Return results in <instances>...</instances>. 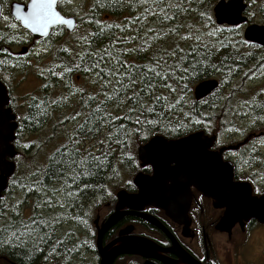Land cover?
<instances>
[{"label":"trees","instance_id":"obj_1","mask_svg":"<svg viewBox=\"0 0 264 264\" xmlns=\"http://www.w3.org/2000/svg\"><path fill=\"white\" fill-rule=\"evenodd\" d=\"M218 1L81 0L79 15H75L60 0L59 9L66 16H74L80 33L77 35L76 31L69 36L67 51L58 47L60 62L70 69L60 72L59 82L67 85L72 81L77 84L79 80L90 89L86 91L81 86L72 93L77 101H83L79 105L85 117L81 123H75L71 134L64 136L63 144H70L73 138L77 142L93 140L97 145L103 144L97 154H88L97 159L87 174L74 173L67 167L53 174L49 157L55 154L54 150L47 157L48 165L41 176L44 181L40 183L46 187L41 191H45V195L53 188L59 192L66 189L74 199L82 203L89 201L94 196L93 190L113 178L118 161L123 166L132 163L126 157L131 138L142 144L157 135L172 140L203 131L217 139L212 135V123L215 121L221 126L227 120L224 117L233 110L241 95L236 90L240 83L234 87L235 84L244 81V72L257 69L264 55L260 47L243 40V26L215 24L212 9ZM259 9L264 17V5ZM248 12L247 7L245 14ZM58 36L60 41L61 33ZM208 79H216L218 88L206 98L195 101L194 86ZM157 97L162 99L157 100ZM58 109L61 110L60 105ZM252 112L264 114V104L252 106ZM137 118L141 120L139 125L135 123ZM149 120L152 123H146ZM75 147L81 156L87 153L78 143ZM133 156L136 161V154ZM260 193L263 192H256ZM34 196L35 201L38 198ZM78 203L73 199L67 203L73 217L87 213ZM35 207L34 204L31 209ZM79 211L82 212L79 214ZM38 218L34 212L31 223L27 224L37 227L33 222H39ZM51 221L40 222L39 235L34 234V238L24 235L17 239L7 234L3 240L8 241L5 248L16 259L26 261L36 260L41 253L54 252L52 246L63 240ZM9 231L15 232V229ZM70 245L73 244L70 242Z\"/></svg>","mask_w":264,"mask_h":264},{"label":"flooded vegetation","instance_id":"obj_2","mask_svg":"<svg viewBox=\"0 0 264 264\" xmlns=\"http://www.w3.org/2000/svg\"><path fill=\"white\" fill-rule=\"evenodd\" d=\"M28 1L0 0V84L4 88L7 97V104L4 109L9 111L8 116L13 117L8 121V124L14 125L13 140L10 142L14 155L11 158L5 157L4 159L5 162L14 164V172L8 177L6 189L1 193L0 212H2L1 201L7 196L13 181L17 159L23 152L19 139L32 134L45 133L47 129L52 131V124L58 119L59 101L58 97H54L58 92V71L64 73L67 69L59 61L57 55L58 35L61 33V38L68 37L69 39L71 34L80 30L76 20V28L71 33L66 32L64 27L59 26L51 28L45 38L35 39L28 30L23 28L10 15V5L12 3L26 5ZM59 2L60 0L57 3V9L64 15L59 9ZM4 18H6L5 22H3ZM38 67H42L41 71L35 72V76H32L34 70ZM27 80L38 82L37 87L39 86V90L25 91L23 97L14 98L13 93L17 90L20 91ZM76 80H78V77ZM81 86L87 87L84 84ZM79 106L82 108L81 105ZM37 121L39 123H36ZM216 141L217 139H215L214 146ZM243 142V145H240L235 151H224L221 157L223 161L232 164L233 181L250 184L252 194L260 196L254 190L255 181L251 176L242 177L240 173L239 165L248 168L246 162H240L241 159L245 160V156H243L245 152H241V147H245L247 142L246 140ZM241 143L222 145L215 149L213 146L212 150L218 151L223 147L235 146ZM237 154H240L241 159L235 161L236 158L233 156ZM46 161L47 158L44 161V167L48 165ZM127 166L135 168V174L127 185L125 184L124 187L119 188L112 198H109V202L103 185L92 191L94 196L89 201L95 200V209L91 208V210L94 209V218L90 221V211L87 208L86 225L82 227L84 240L72 238L66 235L67 233L60 232V228L59 233L63 241L60 242L61 244L56 242L52 246L54 252L41 253L36 260L26 261L16 259L13 253L5 248L3 240L8 232H4L0 234V264H90L92 262L99 264L100 257L97 252L98 230L114 214L118 204L117 194L120 191H124L129 195L136 194L138 191L133 184L135 175L141 173L150 176L152 174L150 166H141L137 157V150L136 166L132 163ZM22 181V185L28 188L26 183L29 184V182ZM42 199V207L38 209L41 211L37 212L36 209L40 205L36 204L37 207L30 211L27 218H25L24 210L21 211L19 217H13L8 211H3V223H11L12 218L23 220L24 223H31L34 212L39 217V222H42L47 214L45 201L48 198L44 195ZM98 200L105 202V204H97ZM10 205L14 207L12 203ZM120 213L119 219L102 234L101 247H115L117 242L122 240L126 244H132L131 248L133 249V245H136L139 239L147 241L148 245L147 249L141 250L139 254L116 256L112 264H255L254 261L247 262L243 259L242 236L251 230H264V225L250 220L244 225L243 229L235 225L229 232L219 231L216 225L223 214V210L217 209L214 201L206 198L194 188H190L187 207L185 209L180 208L174 215L153 205L138 207L134 204L122 205L118 209V214ZM66 231H69V228ZM70 242L73 245L68 246ZM64 247H66V251H63ZM77 259L78 263H75ZM256 259L257 263L263 264L264 250L257 253ZM37 260L41 262H37Z\"/></svg>","mask_w":264,"mask_h":264},{"label":"water","instance_id":"obj_3","mask_svg":"<svg viewBox=\"0 0 264 264\" xmlns=\"http://www.w3.org/2000/svg\"><path fill=\"white\" fill-rule=\"evenodd\" d=\"M58 1L54 0L51 7L60 19L43 27L35 25L29 17L32 0H29L26 5L12 3L10 15L35 39L45 38L51 28L59 26L71 33L76 28V19L62 15L57 9ZM246 9L245 0H220L212 9L214 22L217 26H244L243 40L264 51V25L248 24L245 16ZM218 86L216 79L199 82L193 88V99L200 101L206 98ZM6 104V93L0 84V196L6 189L8 177L14 172V164L4 161L5 157L11 158L14 155L10 145L13 140L14 125L8 124L13 117L8 116L9 111L4 109ZM214 142V136L198 131L172 140L158 135L153 136L137 148V157L141 166H150L152 174L150 176L141 173L135 175L133 184L138 191L136 194L129 195L124 191L117 194L118 204L114 214L98 230L99 264H112L118 255L139 254L141 250L147 249L148 243L142 239L133 245V249L132 244H126L122 240H119L115 247H101L102 234L119 219L121 213L118 214V209L122 205L134 204L138 207L153 205L174 215L180 208L187 207L190 188L196 189L203 196L214 201L217 209L223 210L216 225L219 231L229 232L235 225L243 229L250 220L264 225V194L254 196L250 184L234 182L232 164L223 161L221 157L224 151H235L244 142L223 147L218 151L212 150Z\"/></svg>","mask_w":264,"mask_h":264},{"label":"rangeland","instance_id":"obj_4","mask_svg":"<svg viewBox=\"0 0 264 264\" xmlns=\"http://www.w3.org/2000/svg\"><path fill=\"white\" fill-rule=\"evenodd\" d=\"M63 1L65 4L64 6H66L68 10H72L75 15H79L78 11L80 10L81 0ZM245 2L249 8V12L247 15L245 14L248 19V24L264 25V17H261V14L259 13V8L263 7L264 0H245ZM5 21L6 18L3 19V22ZM241 28L243 31L244 26ZM79 33L80 32H78L77 35H79ZM67 46L68 38L62 37L59 41L58 47L65 49ZM59 61H61L60 58ZM41 69L42 67L35 69L32 76H35V72L41 71ZM243 75L245 76L244 81H238L234 86L236 87L240 83L236 90H238L241 95L238 96L239 99L233 110L227 115V117H224L227 120H225L221 126L216 124L217 122L215 121L212 123V135H215L217 138V146H214V149L222 145L236 144L237 142H243L246 140L247 144L244 149L241 150V152L245 151L246 153V157H244L245 160L241 159L240 154L234 155L233 157L236 158L235 161L241 159L240 162H246V165L248 164V168L239 165V169L243 172L240 171L242 177L251 176L255 181L254 190L256 192L259 191L264 193V114L261 113L260 115H257L252 112V106H259L261 102L264 104V55L262 57V62L257 69L246 71ZM59 77L60 72L58 71V78ZM77 82L78 83L75 84L72 81L67 85L59 82L58 92L54 97H58L61 110L58 112V119L52 124V131L47 129L45 133L41 132L37 135L32 134L28 135L26 138L19 139L23 152L17 159L16 171L10 190L7 196L1 201L2 212L8 211L13 217H19L21 211L24 210L25 218H27V216L30 215V211H32L31 208L34 204L36 207V204L40 205L37 209L42 207L41 203L43 199L41 197L46 194L44 193L45 191H41L46 187H43V184L40 183L41 181H44V179H41L44 161L54 150L64 143V136L71 134L70 132L74 128L75 123H81L83 117H85V112H83V109L79 106V103L83 101H77V98H73L72 94L83 84L82 81L78 80ZM37 85L38 82L34 80L25 81L20 91L17 90L15 92L16 94L13 93L14 98L18 99L20 96L23 97L25 91L30 92L33 89L38 91L39 86L37 87ZM85 89L86 91L90 90L88 87H85ZM255 103L256 105H254ZM77 112L80 113L79 116H76ZM74 116H76L75 119H73ZM145 143L138 144L135 138L129 140L126 157L128 158V161L131 159L132 165L136 166L133 154H136L137 147ZM102 144L103 142H100V145H97L93 140L78 141V146L81 149L86 150L85 152H87V154L91 153L93 155L97 154V151ZM135 171V168L123 166L120 161H118L114 168L113 178L109 180L108 184H103V189L108 202L119 188L124 187L125 184L127 185V183L130 182ZM22 180L29 182L30 186L27 188L22 185ZM30 181L34 184L31 185ZM65 186L66 185L62 186V188L64 189ZM51 188L53 187L51 186ZM58 192L57 189L55 190V188H53V191H50L46 195L48 199L45 201V208L47 209L48 214L45 215L42 222H48L52 219L51 222L56 230L60 231L61 228L60 232L67 233L66 235L72 238L84 240L82 227L86 225V217L88 213L79 211V214L80 212L82 213L73 217L71 216L70 205H67V203H70L73 199L75 203L79 202L78 207L83 206L82 208H88L91 221L94 218L95 200L85 202L83 200L84 203H82L74 199L72 193L68 192L66 189L62 192L60 191L59 196L56 194ZM34 194H36V198H38L35 199V201L32 197ZM10 203H12L14 207H11ZM96 203H101V205L105 204V202H100V200ZM92 207L94 209L91 210ZM40 211L41 210H38L37 212ZM49 212L51 213L49 214ZM67 228H69V231H66ZM241 247L244 260H247V262L254 261L255 264H259L256 262V255L259 251L264 250V230L257 229L247 232L242 236ZM75 263H78V259ZM90 264H94V262Z\"/></svg>","mask_w":264,"mask_h":264},{"label":"snow or ice","instance_id":"obj_5","mask_svg":"<svg viewBox=\"0 0 264 264\" xmlns=\"http://www.w3.org/2000/svg\"><path fill=\"white\" fill-rule=\"evenodd\" d=\"M53 2L54 0H32L31 12L29 14V17L35 25L43 27L60 19L57 13L52 10L51 6ZM65 51H67V49H65ZM93 67H96V65H93ZM125 67L128 66L125 65ZM193 67H195V65ZM84 70L88 71L89 69L85 68ZM66 71H70V69H66ZM151 71L152 70L149 69V72ZM185 71H187V69H185ZM116 74L118 75L119 72H117ZM117 83H120V81H117ZM132 83L135 84V81L133 80ZM148 87H151V85H148ZM89 99H92V97H89ZM159 99H162V97H157V100ZM111 100L112 98L109 97L108 101ZM53 103H55V101H53ZM101 103H105V101H101ZM129 111L131 112L132 109H129ZM79 115L80 113L77 112L76 116ZM76 116H74L73 119H75ZM97 119L99 121L101 118L98 117ZM135 123L139 125L141 123V120L137 118ZM146 123H152V121L149 120L146 121ZM121 128H123V125H121ZM77 143L78 142L73 138L70 141L71 147L69 143H65L61 145L60 148H57L55 150V154L53 156L49 157V168L53 172V174H56L65 167L73 169L74 173L83 172V174H87L88 170L91 167L95 166V161L97 158L95 156H89L87 153L81 156L80 150L75 147ZM2 221L3 213L0 212V234L8 232L9 236H16L17 239L24 235H27L29 238H34V234L39 235L37 228L40 222L34 221L33 223L36 224L37 227H30V225L24 223L23 220H17L16 218H12L11 223H3ZM13 228L15 229V232L9 231V229ZM42 239L43 238L41 237V240ZM4 243L7 244L8 241L5 240ZM21 243H23V241H21Z\"/></svg>","mask_w":264,"mask_h":264},{"label":"bare ground","instance_id":"obj_6","mask_svg":"<svg viewBox=\"0 0 264 264\" xmlns=\"http://www.w3.org/2000/svg\"><path fill=\"white\" fill-rule=\"evenodd\" d=\"M98 58V57H97Z\"/></svg>","mask_w":264,"mask_h":264}]
</instances>
